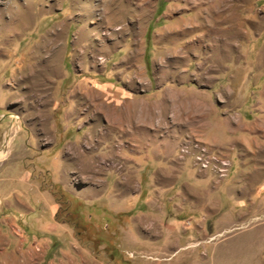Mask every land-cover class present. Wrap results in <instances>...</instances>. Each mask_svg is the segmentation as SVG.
I'll use <instances>...</instances> for the list:
<instances>
[{"label": "rangeland", "instance_id": "374dc122", "mask_svg": "<svg viewBox=\"0 0 264 264\" xmlns=\"http://www.w3.org/2000/svg\"><path fill=\"white\" fill-rule=\"evenodd\" d=\"M0 19V264H264V180L181 190L132 141V99L170 85L255 100L264 0H0Z\"/></svg>", "mask_w": 264, "mask_h": 264}, {"label": "crops", "instance_id": "0c3cea01", "mask_svg": "<svg viewBox=\"0 0 264 264\" xmlns=\"http://www.w3.org/2000/svg\"><path fill=\"white\" fill-rule=\"evenodd\" d=\"M263 87L251 103L221 102L222 89L199 83L170 85L146 100L132 99L136 167H146L154 181L160 173L172 175L181 190L188 182L207 183V172L197 169L191 158L177 156L180 141L189 137L221 151L235 167V180L247 175L244 181L258 188L264 180V103L259 99Z\"/></svg>", "mask_w": 264, "mask_h": 264}, {"label": "built area", "instance_id": "2783aa9c", "mask_svg": "<svg viewBox=\"0 0 264 264\" xmlns=\"http://www.w3.org/2000/svg\"><path fill=\"white\" fill-rule=\"evenodd\" d=\"M178 155L181 158L191 157L195 166L201 170L210 173L219 180L226 179L230 173H223V166H232L231 162H224L223 153L213 149L211 146L204 143V158H197L196 155H190L183 150L178 149ZM209 159H218L219 167H210Z\"/></svg>", "mask_w": 264, "mask_h": 264}, {"label": "bare ground", "instance_id": "6f19581e", "mask_svg": "<svg viewBox=\"0 0 264 264\" xmlns=\"http://www.w3.org/2000/svg\"><path fill=\"white\" fill-rule=\"evenodd\" d=\"M111 4V3H110ZM109 5V4H108ZM18 6V5H17ZM30 7V6H29ZM28 7V8H29ZM107 8V7H106ZM31 10V9H30ZM29 10V11H30ZM11 12V11H10ZM28 12V11H27ZM111 14V13H110ZM31 16V15H30ZM34 16V15H33ZM29 18V17H28ZM27 19V18H26ZM113 18H111V19H109V20H112ZM115 19V18H114ZM2 19H0V21H1ZM29 21H30V19H28ZM33 20V19H32ZM27 21V20H26ZM32 22V21H31ZM0 24H3V21H2V23L0 22ZM109 24V23H108ZM28 25H30L29 23H28ZM24 26V25H23ZM19 27V26H18ZM26 28V27H25ZM24 28V29H25ZM19 29V28H18ZM12 30V29H11ZM17 30V29H16ZM124 31V30H123ZM18 33V32H17ZM14 36V35H13ZM53 36V35H52ZM63 36V35H62ZM47 40V39H46ZM50 40V39H49ZM48 40V41H49ZM52 43V42H51ZM53 43H54V41H53ZM50 45V44H49ZM46 47V46H45ZM59 48L61 47V46H58ZM55 50H56V48H55ZM49 51V50H48ZM54 52V51H53ZM59 52V51H58ZM57 52V53H58ZM49 53V52H48ZM57 53H56V55H57ZM55 54L51 57V58H49L50 60H49V62L50 63H48V68H52L53 69V67H56V66H54L53 65V63L55 62ZM58 56V55H57ZM86 56V55H85ZM58 60H60V58L58 59ZM56 65H57V63H56ZM58 66V65H57ZM57 68V67H56ZM59 68V67H58ZM46 69V68H45ZM44 69V70H45ZM40 70V69H39ZM46 71H48V70H46ZM52 71V70H51ZM50 72V71H49ZM53 73H54V70L52 71ZM38 73V72H37ZM40 73V72H39ZM42 73V72H41ZM44 73H45V71H44ZM51 73V72H50ZM35 74V73H34ZM43 74V73H42ZM47 74H49V73H46V75ZM33 75V74H32ZM41 75V74H40ZM39 75V76H40ZM50 77V76H49ZM35 78V77H34ZM44 78H47V77H44ZM37 79H39V77L37 78ZM39 82V81H38ZM37 84V83H36ZM0 157H1V155H0ZM198 158H204V155H202V156H199ZM225 162V161H224ZM209 166L210 167H219V160L218 159H209ZM228 167L229 166H223V173H225L227 170H228Z\"/></svg>", "mask_w": 264, "mask_h": 264}]
</instances>
